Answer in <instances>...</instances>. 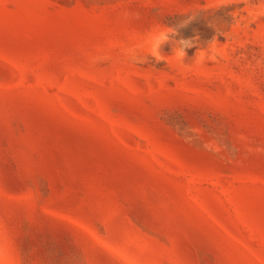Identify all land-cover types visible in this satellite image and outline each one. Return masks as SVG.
Listing matches in <instances>:
<instances>
[{"label": "rangeland", "instance_id": "rangeland-1", "mask_svg": "<svg viewBox=\"0 0 264 264\" xmlns=\"http://www.w3.org/2000/svg\"><path fill=\"white\" fill-rule=\"evenodd\" d=\"M0 264H264V0H0Z\"/></svg>", "mask_w": 264, "mask_h": 264}, {"label": "clouds", "instance_id": "clouds-1", "mask_svg": "<svg viewBox=\"0 0 264 264\" xmlns=\"http://www.w3.org/2000/svg\"><path fill=\"white\" fill-rule=\"evenodd\" d=\"M161 38H163V37H161ZM154 51H155V49H154Z\"/></svg>", "mask_w": 264, "mask_h": 264}]
</instances>
